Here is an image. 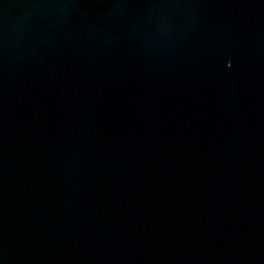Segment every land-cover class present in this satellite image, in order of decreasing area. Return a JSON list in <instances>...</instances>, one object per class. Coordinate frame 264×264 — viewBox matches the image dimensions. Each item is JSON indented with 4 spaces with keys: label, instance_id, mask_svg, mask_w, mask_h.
I'll return each instance as SVG.
<instances>
[{
    "label": "water",
    "instance_id": "95a60500",
    "mask_svg": "<svg viewBox=\"0 0 264 264\" xmlns=\"http://www.w3.org/2000/svg\"><path fill=\"white\" fill-rule=\"evenodd\" d=\"M0 264H264V0H0Z\"/></svg>",
    "mask_w": 264,
    "mask_h": 264
}]
</instances>
